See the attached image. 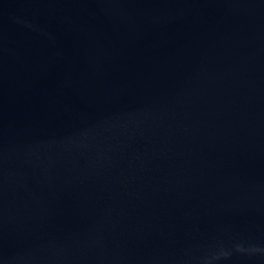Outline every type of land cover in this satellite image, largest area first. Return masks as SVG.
I'll return each mask as SVG.
<instances>
[{"label": "water", "instance_id": "obj_1", "mask_svg": "<svg viewBox=\"0 0 264 264\" xmlns=\"http://www.w3.org/2000/svg\"><path fill=\"white\" fill-rule=\"evenodd\" d=\"M0 264H264V0H0Z\"/></svg>", "mask_w": 264, "mask_h": 264}]
</instances>
